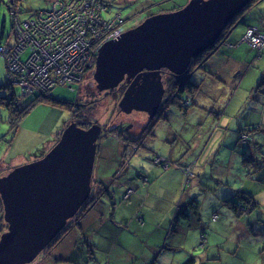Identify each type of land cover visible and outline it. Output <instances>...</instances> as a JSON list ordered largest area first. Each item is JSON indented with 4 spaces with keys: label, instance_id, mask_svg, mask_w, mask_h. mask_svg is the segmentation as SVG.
<instances>
[{
    "label": "rangeland",
    "instance_id": "rangeland-1",
    "mask_svg": "<svg viewBox=\"0 0 264 264\" xmlns=\"http://www.w3.org/2000/svg\"><path fill=\"white\" fill-rule=\"evenodd\" d=\"M111 1L113 6L112 10L116 12L115 14L117 15V12H121L122 16L125 18V22L123 24L124 28H126L127 25L134 26L145 18L142 16L141 12H136L140 10V2H143L145 0L133 1L131 4H124L119 0ZM149 1L154 2L156 0ZM188 1L189 0H160V2L162 3L161 6H163L165 9L173 7H176L175 9L180 8ZM82 2V6L84 7H87L89 5L86 0ZM90 2L94 3L95 6H99L100 4L99 0H90ZM262 3H264V0H250L248 2L249 8L240 11V20H242L243 17H247L248 14L250 16L253 10ZM16 4L20 8H22V12H17L18 17L20 19H27L32 16L34 11L48 7L49 0H0V42H11L13 40V21L11 19V14L8 8L9 6L13 7ZM136 5H138V8ZM135 13L136 15L138 14L137 17L139 18L134 19L133 14ZM106 25L108 24L106 23ZM235 25L236 24H233L226 29L224 27V29L220 33V37L209 48V60H206L200 66L197 62H193L191 68H188V70L186 71L187 75L184 76V80H189L193 83V86H191L188 90V98L192 103L185 111V114H183L184 111H182L181 109L186 106V100H181L178 97L175 84L172 85V90H168L169 88L167 89L164 87L165 94L161 98L160 102L161 104L164 101V111L159 115L156 123L149 130L145 127L143 129L146 121L150 118L147 116L145 111L140 112L137 110H132L130 113H125L121 110L118 111V101L122 95V91H120V95L117 90L111 93V95H105L104 93H97V91H95L96 88L93 89L96 85L93 76H91L92 71L94 70L93 60H91L87 64V67L89 69L82 72L83 75L79 74L80 79L77 78V81H79V91L76 92L77 87L75 86L69 88L62 85H55L48 92L52 97L65 99L74 103L75 105H71L70 108H61L58 105H53L44 101H37L34 103V105L32 104L33 106L31 105V107L29 108L30 111L26 115H24L18 130H15L16 132L13 133L11 130L9 117L10 112L8 109L0 106V170L5 169V167L6 169H8L9 166L11 167L27 162L28 159H36L43 156L59 138L61 133L60 130L72 118H78L77 120H79L80 122H84L86 121V119L94 117V119L101 124L103 129L106 128V130H104V132H106V135L102 132L97 141L98 149L96 154V161L90 180L91 189L87 200L90 197L94 198L99 196V192L102 190V188L104 190V187L101 184L97 183L96 180V174L100 172V168L104 166V163H108V161H117L116 156H112V154L107 152V148H102L110 143L114 146L113 153L119 155L120 151H122V157L120 161L116 166V162L113 165L115 166V169L109 170V172L114 171V179L125 174L129 164V168L137 166V168L148 170L150 164H155L156 167H161L160 164L159 166H157L158 164L154 162H163L164 168L166 162H169L170 170L167 171L166 176H164V178L161 176L155 177V183L162 189L161 198H164V196L168 195L172 199H174V193L177 192L176 200L182 194L186 195V199L194 197L197 202L203 201L205 199L206 205L202 207L204 210L202 211L201 216L207 219V215L209 214H207L205 208H207L206 206H208V204L214 203L213 190L216 186L212 175L216 174L218 171V165L217 162L214 161V156L216 155L217 158H220L221 156L224 158V160H226L229 141H225V138L227 137L226 132L228 131L225 128L234 125V120L233 118L229 117V114H221L220 112L225 111L226 103H229L228 98L231 97L232 94L231 91L239 90L237 91L238 94L243 92V90L248 87L253 78L258 75L257 73L260 72V78H262V72L264 71V59H257L258 57L256 58V66H254L251 71L246 73H244L246 65L240 64L236 68L231 64V58L229 56L233 49L231 46H229V34L232 32ZM97 28L101 29V27L99 26H97ZM250 30L253 31L254 36H259L258 40L253 42L251 40V37L249 36L250 33H248V30L244 31L241 37H238V40L243 39L244 42L249 41L252 44L250 45V43L247 42L250 48L254 47L260 49L264 47V31H262V34H257V28ZM27 52L28 50L22 54V58L26 57ZM76 52L78 56L81 53V50L78 49ZM242 60L243 59H241V61ZM26 65L29 64L24 63L22 68L25 69ZM209 69H212V71H210ZM167 70L168 69H164L166 73ZM220 70H222L224 75L220 74ZM208 71L214 72L216 73V75L208 73ZM7 75L14 76L13 78L15 79L19 76V69H13L8 63L5 71V62L3 57L0 55V81H5ZM236 76L239 77L234 80ZM81 79L82 82L80 83ZM57 81L60 82V79H58ZM121 84L122 82L119 85L121 86ZM125 85L126 82L122 85V87ZM17 87L18 86H14L13 88L14 92L16 91V93ZM217 89L223 90V92H216L214 96L215 101L214 103H212L209 97L212 96ZM1 92H6V90L3 89ZM170 94L174 96L173 101L169 100L170 98L168 96ZM225 94V102L223 103L222 99ZM28 99L29 97H25L23 100H19V105L22 106L26 104ZM166 99L168 100V102H165ZM218 100H220L219 102L222 101L223 103L220 107L215 104V102H217ZM79 103L84 104V106L77 108V106H79ZM202 106L204 107L202 108ZM259 113L261 115V122H264V113ZM109 116L112 119V121L110 122H108ZM138 119L139 123H136L138 122ZM256 119L257 115L254 118H251V120L254 122H256ZM166 120H170L171 125L176 129V133L171 130V126H169L168 124L166 125ZM120 121L123 124L128 125L131 123V127H129L130 129H126V131H128V133L131 135V139H126L122 134H116L115 130L118 131V129L116 128ZM156 127L157 129L154 132L153 129H155ZM56 129L57 132L60 131L59 133H57L58 136L54 135V138L51 137L49 140H46L48 136L46 135V132H54ZM134 136L139 137L134 138ZM174 139L176 141V146L179 147V151L175 150L174 156H167V153L169 154L170 152L169 149L174 150V146H172ZM147 148H149L150 151L147 150ZM181 152L185 153L181 154ZM155 154L160 156H156ZM135 156L139 159H132ZM187 156L188 160H186L185 163L189 164L191 166V170H193L194 172L198 171L203 184L205 182V185L207 187H211L212 189H208L207 191L202 190L197 184V174H193L192 177L191 171L187 172L184 180L183 173L181 172L180 174L179 169L184 167L182 161ZM130 159H132V161L128 163ZM173 173L178 174L179 179H181V184L184 183V181L186 183L188 182V180H190L186 184L185 190H182L181 186L180 188H178V190L176 189L177 176L173 175ZM170 176L174 177H172V179H170L169 181L168 178ZM114 179L111 180V177H109L108 181H110V183H113ZM133 190L134 189L132 188V191ZM223 191L224 188L222 189L220 194H224ZM118 192L119 194L120 192L121 194H123L119 189ZM138 192L143 194L144 190L141 188ZM104 194L105 193H103V195ZM160 207V211L162 212L161 215L164 216V204H160ZM120 211L124 212L127 217L133 218V209L131 208L127 200H121L119 202L118 210H116V212H118V215ZM98 213L99 211L92 208L89 211V214H86V218L83 220V222H95ZM170 219L173 220L172 215ZM150 221L151 222L148 223L149 220L147 219L148 224L144 223L142 225L146 228L147 232L148 228H153L154 225H156V223L158 222L157 220L153 221L152 219H150ZM173 222V230L169 231V234L171 236L172 234L182 235V233L184 232H188L189 234L185 241L179 243L178 246H176L175 244V246L177 247L176 250H170L172 256L175 257H173V259L175 261L177 260V264L185 261L188 255L187 251H191L196 254L194 256V264H198L199 260L203 258V255L205 256V261L207 256H209V253L205 254L202 247L197 246V242H195V233L197 235V229H195L192 225H187L186 223H183L182 225L180 224L179 220H173ZM212 222H214V220ZM139 226H141V224ZM169 226L170 221L168 223V228ZM201 228H199V234ZM212 229L214 233H218L222 236L226 235V233L230 230L229 227L223 225L221 227V225L216 224L212 225ZM5 230L6 226L4 227V231ZM156 235L157 233L153 231V233L149 235V237H156ZM143 236L144 233L141 234V236L135 237L138 240H142ZM228 236L230 237L229 234ZM193 243L194 248L191 246V244ZM246 244V249L248 250V252L251 251L250 247L258 245V243L255 242L252 238H250ZM64 246V248H66L68 246V243L65 242ZM262 248L264 251V245ZM116 250L117 249L113 247L112 251L116 252ZM215 254L219 253L215 251ZM215 254L211 253L210 256H213ZM164 259V255H161L158 258L156 264L164 262ZM256 260L258 259L253 256L247 255V258L240 260L239 262H241L240 264H256ZM47 261L48 256L45 251L44 254H42L41 252L33 261L26 264H44ZM164 264H167V262Z\"/></svg>",
    "mask_w": 264,
    "mask_h": 264
},
{
    "label": "trees",
    "instance_id": "trees-1",
    "mask_svg": "<svg viewBox=\"0 0 264 264\" xmlns=\"http://www.w3.org/2000/svg\"><path fill=\"white\" fill-rule=\"evenodd\" d=\"M71 2L73 5L76 0H49L48 7L34 11L32 16L27 18V20L30 23L34 21L36 25H40L43 23L41 19L46 17L52 8L62 7L66 10ZM99 2V6L92 4L94 9L92 13L97 15L103 21H106L107 24L111 23L112 18L115 16L123 17L121 12H117L116 15V12L112 10L113 6L111 0H99ZM174 8L176 7L170 9ZM247 8H249L248 3L246 5V9ZM8 9L10 12L13 10L16 12H22V8L17 4L13 7L9 6ZM257 14V9L255 8L250 16L248 14L246 18L243 17L239 22H236V19L239 18L241 12L229 20L225 29L236 24L233 27L232 32L229 34L230 43H237V40L232 38L235 31L241 30V33L239 34L241 37L243 32L250 28L257 27L260 29L261 23L257 19ZM67 20L71 21L70 23L73 25L74 23L76 24V18L71 17ZM124 22L125 20L120 23V26H116L115 24L114 26L123 29ZM80 25H82V23H80ZM34 26L35 25L33 24L30 25L32 30L34 29ZM129 26L132 25H127L126 28ZM259 32L262 33V30H259ZM34 35L36 38L40 39L39 32ZM34 35L32 36L34 37ZM0 44H2V42H0ZM52 46H57V43L54 42ZM246 46L250 55L251 51L252 55L256 56L262 53L263 47L259 49L254 47L250 48L249 45ZM91 54L94 56L93 52ZM206 60H209V58ZM250 60L251 59L249 58V61ZM253 67L254 66H252V68ZM251 69L249 71H251ZM209 70L212 71V69ZM208 73L216 75L214 72L208 71ZM257 74L258 75L253 78L245 91L243 90L246 92L245 98L239 97L240 93L238 94L233 90V95L229 97V102L232 99H234V101L226 104L228 107H226L224 114L227 113L229 114V117L233 118L234 125L225 128L228 130L226 132L227 137L225 138V141H229L226 160L221 156L220 158H217L216 155L214 156V161L217 162L218 170H220L221 174L216 173L212 175L216 186L213 190L214 203L208 204V206H206L207 208H205L207 214H209L207 215V219L201 216V213L204 210L202 207L206 205L205 199L196 202L191 200L192 197L190 199H186V197L178 198L176 203L164 213V217H162V215L160 216L159 213L161 214V212H158V210L160 211L161 209L156 208L155 205H153L154 209H151L152 204L146 205L144 202L149 191V186L151 187L152 181L157 174L149 170L137 168V166L129 168L130 164H127L128 169L125 174L114 179V171L109 172V170L115 169V166L113 165L115 162L118 164L122 155H120L121 152L119 155L113 153L114 146L109 143L106 146L107 152L112 154V156H116L117 161H108V163H104V166L100 168V172L96 174L97 183L101 184L104 187V190L102 188L99 192V196L94 198L90 197L88 202L84 203L79 208L74 217L69 218L64 228H62L47 245L43 254L46 251L48 259L51 262L44 264H121V262L116 259L117 257L114 256L115 252L112 251L113 247L117 248L113 244V242H115L113 239L119 244L120 234L122 237L123 235L130 233L135 236H141L142 225L144 223H150V219L153 221L157 220L163 227H161L163 231L158 227L160 231L163 232V238L158 245L160 246L159 251L163 252V255L167 257V264H177V260L175 261L173 259L174 256H172L170 250H176V246L185 241L189 236L188 232H184L182 235L172 234L171 236L169 231L173 230V220H179L180 224L183 225V223H186L197 229V235L195 233V242H197V246L202 247L205 254L209 253L206 260L204 261L205 256L203 255V258L199 260L198 264H240L241 262L239 261L247 258V255L257 258L258 260H256V264H264V251L262 248L264 245V122H261V115L259 113H264V72L262 73V78H260V72ZM49 75L50 78L54 79L56 85H62L69 88H72L73 86L78 87L77 83H73L72 85H69L68 82L59 84L57 81L58 79L55 78V76L58 77L56 73H50ZM8 77L9 76L7 75L5 81H0V106L8 109L10 112L9 117L13 133L18 130L24 115L30 111L29 108L31 105H34L37 101H44L46 103L58 105L61 108H70L71 105H75L71 101L52 97L48 92L55 86V84H51L46 92L43 94L36 93L29 96L26 104L20 106L18 103L20 99L16 91L14 92L13 90L15 85H13L12 82L10 84L7 82ZM238 77L239 76H236L234 80ZM191 86H193V83L189 80H186L182 85L178 82L175 83L178 97L181 100H186V106H184L183 109L179 107L184 111L183 114H185V111L192 103L188 98V90ZM123 88L124 86H121V90ZM3 89H5L6 92H1ZM18 89L19 88L17 87V91ZM168 90H172V87H169ZM218 90L220 91V89L215 90V94ZM77 91H79L78 88H76V92ZM215 94L209 97L212 103L215 101ZM249 95L251 96L249 97ZM219 101L220 100L215 102V104L221 106L225 102V99H222L223 103L222 101ZM203 107L204 106H202V108ZM256 115L257 119L256 122H254L251 118H254ZM77 119L75 121L80 126L86 127L90 124V121L80 122L79 120L77 121ZM166 121L167 124L172 127L171 130L176 133V129L171 125L170 120ZM156 129L157 128L153 129L154 132ZM60 131L57 132V129L54 132L52 131L51 137L54 138L53 136L57 135ZM172 146H174L175 150L179 151L175 139L173 140ZM147 150H149V148H147ZM183 153L185 152H181V154ZM132 159L135 160L139 158L135 156ZM132 159H130L128 163L131 162ZM183 165L185 168L182 167L179 170L180 173H183L184 180L187 172L191 171L192 177L193 174H197V184L202 190L207 191L208 189H212L209 186L207 187L205 182L203 184L198 171H195V173L187 163ZM157 166H159V164ZM169 166L170 163L166 162V170ZM13 167L14 166H9L8 169L5 167L6 170L1 169L0 175H2L1 173L8 172ZM160 168H162L161 170L163 171L165 170L163 164ZM142 176H145V178ZM109 177H111V180L114 179L113 183L108 181ZM189 181L190 180H188V182ZM188 182L185 183L184 181V183L181 184L182 190L185 189ZM129 186H134V191L126 194V189H128ZM141 188L144 190L143 194L138 192ZM223 188L224 194H220ZM118 189L121 190L123 194H121V192L119 194ZM103 193L105 194L103 195ZM121 200H127L129 202L133 209L132 216L134 219L132 217H127L122 211L119 212L118 217V212H116V210H118L119 202ZM92 208H97V211H99L98 216L101 220L99 221L101 224L99 229L95 227L96 225L84 227L83 220ZM149 208L151 210H149ZM171 215L173 216V220L170 219ZM117 217L118 220H115ZM147 219L149 220L148 223ZM213 220L214 222H212ZM169 221L170 226L168 228ZM140 224L141 226H139ZM214 224L221 225V227L222 225L229 227L230 230L226 235H219L218 233L213 232L212 225ZM5 226L6 223L2 218V206L0 201V233L4 231ZM199 228H201L200 234ZM250 238L257 242L259 246L254 245L250 247L251 251L248 252L246 249V243ZM65 242L68 243L66 248H64ZM194 243L191 244L193 248ZM108 244L110 245V248L106 249L105 247H107ZM56 249L57 255H54ZM214 250L219 254H215ZM102 253H106L107 256L102 258ZM211 253H214L215 255L210 256ZM187 254L185 261L179 264H194V256L196 254L191 251H187ZM101 258L102 260H100ZM164 263L166 262L160 264Z\"/></svg>",
    "mask_w": 264,
    "mask_h": 264
},
{
    "label": "water",
    "instance_id": "water-1",
    "mask_svg": "<svg viewBox=\"0 0 264 264\" xmlns=\"http://www.w3.org/2000/svg\"><path fill=\"white\" fill-rule=\"evenodd\" d=\"M250 0H189L180 8L145 17L117 38L103 42L94 60L98 91L126 86L120 110L151 116L165 88L160 69L180 75L192 57L217 40L229 20ZM101 127L68 123L40 158L0 176L6 230L0 234V264H26L64 228L90 193Z\"/></svg>",
    "mask_w": 264,
    "mask_h": 264
},
{
    "label": "bare ground",
    "instance_id": "bare-ground-1",
    "mask_svg": "<svg viewBox=\"0 0 264 264\" xmlns=\"http://www.w3.org/2000/svg\"><path fill=\"white\" fill-rule=\"evenodd\" d=\"M142 3H144L142 6H140V10L137 11V13H143L145 14L146 16L144 17H147L151 14H154V13H158V12H164V7L161 6L160 4H156V5H153L151 4L150 2H145L143 1ZM53 9V8H52ZM51 9V10H52ZM246 9V5L243 7L242 10ZM50 10V11H51ZM49 11V12H50ZM11 12H15V13H11ZM11 19L13 21V40L11 42H2V44H0V55L3 57L4 59V62H5V71H6V68H7V65L8 63L10 64V66L13 68V69H19V76L17 78H13L14 76H9L7 78V82L10 84L12 82L13 85L15 86H18V91H17V95L19 97L20 100H23L25 97H29L31 95H34L36 93L38 94H43L44 92H46L49 88V86L52 84H55L56 83L54 82V79L52 78H47L46 79V83L41 85L39 83V79H33L32 76L30 75V70L40 64L41 62H43V58H42V48L40 47V42L45 38V37H48L50 36L51 38V33H50V29L47 28L43 22V18L41 19L42 20V24L40 25H36L34 23V21H32L31 23L27 20V19H20L17 15V12L15 10L11 11ZM240 12H238L237 14H239ZM132 14V13H131ZM236 14V15H237ZM130 15V14H129ZM135 15V14H133ZM234 15L233 18L236 16ZM125 18L124 17H120V16H115L112 18V22L109 23L108 25H106V21H103L101 18H99L97 15H96V18L94 20V22L91 23V25H94V30L92 31H88L85 36L83 37V43H89L91 44L90 48L87 49L88 51V61L86 62L82 72L88 70L89 68L87 67V64L93 60V69H94V60H95V57H96V54H97V49L98 47L105 41L109 40V39H112V38H117L118 35L121 34L122 31L130 28V27H127V28H123V29H119L117 28L115 25L117 26H120V23L122 21H124ZM240 21V17L238 19H236V22H239ZM141 22V21H140ZM35 25L34 26V29L32 30L30 25ZM84 24L82 23L81 26H83ZM137 25V24H136ZM97 26L101 27V29H98ZM135 26V25H134ZM115 27V28H114ZM133 27V26H131ZM114 28V29H113ZM257 28V27H256ZM258 29V28H257ZM107 30V31H105ZM260 29H258V33L262 34L261 32H259ZM261 31V30H260ZM37 32H39V37L40 39L36 38L34 34H36ZM34 35V37L32 36ZM220 37V35L218 36V38ZM217 38V39H218ZM54 42V39L51 38L50 40V44H52ZM248 42V41H247ZM249 43V42H248ZM39 45V47H38ZM230 45H232L230 43ZM251 45V44H250ZM83 47V45L80 47L79 46V49H81ZM4 48V50L2 49ZM209 48L210 46L204 48L201 52H199L197 55H195L194 57L191 58L190 62H189V65H188V68L190 69L191 68V65L193 62H197L199 65H202L207 58H209L210 56L209 53ZM27 54H26V57L25 58H22V54L25 53V51H27ZM94 53V56L91 54V53ZM35 55H37V57H35ZM39 56V59L37 60ZM29 64V65H26L25 66V69L22 68L23 64ZM166 68H161L160 69V74H161V71L164 70ZM169 71V70H167ZM82 72L80 74H82ZM173 75L171 76H168L167 79H166V86L169 88V87H172V85H174L176 82L180 83V85L184 84L185 80L184 78H178L179 75L175 74V73H172ZM83 75V74H82ZM177 77H176V76ZM91 76H93V71H92V74ZM80 79V75H79V78ZM161 80H162V83H163V86H164V80L161 76ZM49 82H51V84H49ZM79 81H77V79L73 78V80L71 81H68V84L69 85H72L73 83H77V88H79ZM82 82V79L80 80V83ZM122 84L121 86L125 83V78L121 81ZM120 82V83H121ZM59 84H64L66 82H58ZM119 83V84H120ZM117 85L113 88H109V89H105L103 90L104 91V94L105 95H111L110 93H107L108 91H111L113 89L116 88V90L119 92V95H120V91L123 92L124 88L121 90V86L120 85ZM120 86V87H119ZM165 87V86H164ZM96 88V86H95ZM97 89V88H96ZM98 90V89H97ZM115 90V91H116ZM169 93V92H168ZM163 96H164V93H163ZM162 96V97H163ZM170 99V101H173V98L174 96L173 95H169L168 96ZM167 97V99H168ZM120 99V98H119ZM165 100V102H168V100ZM118 101V100H117ZM116 101V102H117ZM169 101V102H170ZM114 102V103H116ZM89 103V102H88ZM87 103V104H88ZM91 103V102H90ZM166 106V105H165ZM78 108V107H77ZM118 111H120V108L118 107ZM122 111V110H121ZM137 111H140V110H137ZM164 111V101L157 107L156 111L150 116L148 114V112L145 111V113L147 114L148 117H150L146 123H145V128L146 129H151L152 126L156 123V120L158 119L159 115ZM136 112V111H134ZM142 112V111H140ZM130 113V112H129ZM94 118V117H93ZM92 117L86 119V122L87 121H90V124L91 125L93 122H97L95 119H93ZM73 119L75 118H72L68 123L70 122H75L77 124L76 121H74ZM78 121V120H77ZM67 123V124H68ZM98 123V122H97ZM66 124V125H67ZM101 127V132L102 130H106L102 128L101 124L98 123ZM65 125V126H66ZM78 125V124H77ZM88 125V126H89ZM64 126V127H65ZM80 126V125H78ZM88 126L86 127H83V128H87ZM157 128V127H156ZM63 130V129H62ZM61 130V131H62ZM100 132V134H101ZM116 134L117 135H124L126 139H131L130 137V134L127 133V132H124L122 130L120 131H117L115 130ZM61 134V133H60ZM100 137V135H99ZM98 137V139H99ZM139 136H134V138H137ZM97 139V141H98ZM56 142V141H55ZM103 148V147H102ZM104 148H106V146H104ZM103 148V149H104ZM97 149H98V145H97ZM122 155V151H120ZM96 154H97V151H96ZM96 154H95V159H94V165H95V161H96ZM156 156H160V155H157L155 154ZM155 156V157H156ZM38 159V158H36ZM36 159H28L27 162H30V161H33V160H36ZM120 161V160H119ZM25 163V162H24ZM156 164H164L163 162H155ZM23 164V163H21ZM20 165V164H18ZM117 165V164H116ZM115 165V166H116ZM16 166V165H15ZM164 166V165H163ZM93 170H94V166H93ZM93 173V172H92ZM5 174V173H4ZM3 175V174H2ZM1 176V175H0ZM92 177V176H91ZM143 178H145V176H142ZM90 186H91V181H90ZM132 188L134 189V186H129V188L127 189L126 191V194H128L129 192L132 191ZM134 191V190H133ZM89 200V199H88ZM88 200L85 201L88 202ZM1 201V199H0ZM1 206H2V202H1ZM76 214V213H75ZM75 216V215H74ZM72 216V217H74ZM71 217V218H72ZM2 218H3V209H2ZM4 220V219H3ZM69 220V219H68ZM67 220V222H68ZM5 221V220H4ZM66 222V224H67ZM6 223V222H5ZM6 227H7V223H6ZM1 234V233H0ZM44 250H46V248H44L41 252L43 254ZM40 252V253H41ZM39 253V254H40ZM38 254V255H39ZM37 255V256H38ZM36 256V257H37ZM35 257V258H36ZM34 258V259H35ZM33 261V260H32Z\"/></svg>",
    "mask_w": 264,
    "mask_h": 264
},
{
    "label": "crops",
    "instance_id": "crops-1",
    "mask_svg": "<svg viewBox=\"0 0 264 264\" xmlns=\"http://www.w3.org/2000/svg\"><path fill=\"white\" fill-rule=\"evenodd\" d=\"M119 1H121V3H124V4H131L133 1H137V0H119ZM145 2H148L149 3L150 1L149 0H145ZM140 3H141L140 6H142L144 4L142 2H140ZM150 3L153 4V5H156V4H160L161 5L162 4L160 2V0H156V1L150 2ZM136 6L138 8V5H136ZM174 9H170V8L165 9L164 8V10H166V11H170V10H174ZM256 9H257V13H258L257 14V19L261 23L260 30L264 31V3H262L258 7H256ZM141 14H142V16H146L143 13H141ZM137 16L138 15H136L135 18H139ZM240 33H241V30L234 32V36L232 38L233 39H236L237 40L236 41L237 43H233V44L231 43L232 45H230V43H229V46H231L232 49H233L231 51L229 57L231 58V64L234 65L236 68L240 64L241 65H246V68H245V71H244V73H246V71H249L252 68V66H256V58L257 57H258L257 59H264V47L262 48V53L260 55H257V56L256 55H252V51H251V55H250L249 54V50L247 49V46H246V45H248L247 42L246 41L244 42L243 39H239V41H238V37L240 36L239 35ZM243 48H244V50H243ZM249 58L251 59L250 61H249ZM241 59H243V60L241 61ZM263 70H264V68H263ZM220 74L221 75H224V73L222 72V70H220ZM235 91L237 92V90H235ZM244 91L239 94L240 95L239 97L245 98L246 92H244ZM217 92L222 93L223 90H220V91L218 90ZM231 92H232V94H231V96H232L233 95V91H231ZM213 94H215V92ZM250 96L251 95H249V97ZM225 97H226V94L223 96V98L225 99ZM229 99L230 98H228V101H229ZM233 101H234V99H232L229 103H231ZM250 101H252V100H250ZM226 107H228V105H226ZM220 113L221 114H224V111H222ZM166 125H167V122H166ZM51 132L52 131H50V132L47 131L46 132V135H48L47 138H46V140L47 139L48 140L50 139ZM31 148H29V149H31ZM169 150H170V152H169V154L167 153V156H174L175 155V149L174 150L169 149ZM187 159H188V156L182 161V164H184ZM161 169L162 168H160V167H156L155 164H150L149 167H148V170L149 171L157 174L156 177L161 176V177L164 178V176H166V173H167V171L170 170V168H168L165 171H163ZM179 172H180V170H179ZM217 173L218 174H221L220 173V170H218ZM173 175L177 176V187H176V189L178 190V188H180V186H181V179H179V176H178L177 173H173ZM172 177H174V176H170L168 178V180L170 181V179H172ZM164 188H165V186H164ZM161 193H162V189H161V187L159 185H157L155 183V178H154V180L152 181L151 187L149 186V191H148L147 197L144 200V202H145L146 205L152 204L151 209H154L153 208V205H155L156 208L161 209L160 204H164V213H165L170 207H172L176 203L177 192L174 193L175 194V198L174 199H172L168 195L164 196V198H161L162 197V194ZM180 197H184L185 198L186 195H183L182 194ZM191 200L196 201L194 199V197H192ZM151 209L149 208V210H151ZM95 210H97V208ZM158 212H161V211L158 210ZM161 214H162V212H161ZM161 214L159 213V215H161ZM118 217H119V215H118ZM118 217L115 218V220H118ZM162 217H164V216H162ZM99 221H101V220H100L99 216H97L95 222H84V227L96 225L95 227L97 229H99L100 228V225H101ZM158 227L160 229L163 228L158 222L156 223V225H154L153 228H148V232L146 231V228L144 226L141 227L142 228L141 233L142 234L144 233V236H143L142 240H138L132 234L123 235V237L120 234V243L119 244L117 243V241L115 239H113V241H115V242H113V244H114V246L117 247L116 248L117 250L114 253V256L117 257L116 259H118L121 262V264H155L157 262L159 256L163 255V252H160L159 251L160 250V246L158 245L161 242L162 238H163V232H161ZM153 231L157 233L156 237H152V236L149 237V235H151L153 233ZM162 231H163V229H162ZM157 246H159V247H157ZM105 248L106 249H109L110 248V245L108 244L107 247H105ZM58 252H59V250H58ZM54 255H57V249L55 250V254ZM106 256H107L106 253H102V258L103 257H106ZM102 258L100 260H102ZM164 258H165L164 259V262H167V257L165 255H164ZM50 262L51 261L48 259V261L46 263H50Z\"/></svg>",
    "mask_w": 264,
    "mask_h": 264
},
{
    "label": "built area",
    "instance_id": "built-area-1",
    "mask_svg": "<svg viewBox=\"0 0 264 264\" xmlns=\"http://www.w3.org/2000/svg\"><path fill=\"white\" fill-rule=\"evenodd\" d=\"M82 1L76 0L73 5L71 2L66 10L62 7L53 8L43 18V22L51 30V38L54 39L57 46H52L54 42L50 44V36L45 37L39 44L42 48L43 53L41 55L44 61L34 66L30 70V75L34 80L39 79L41 85L46 83V79L50 77V73H56L58 77L55 76V78L60 79V82H68L72 81L73 78H79V74L88 61L87 49L90 48L91 44L83 43V37L88 31L94 30V25H91V23L94 22L96 15L92 13L94 10L92 4L94 3L86 0L89 5L84 7L82 6ZM71 17L76 18V24L74 23L73 25L70 23L71 21L67 20ZM80 23L84 25L81 26ZM250 29H248V33H250L249 36L254 42L258 40L259 36H254L253 31ZM257 34L260 33L257 32ZM82 45L83 47L80 49L81 53L77 56L76 51ZM2 49L4 50V48Z\"/></svg>",
    "mask_w": 264,
    "mask_h": 264
},
{
    "label": "flooded vegetation",
    "instance_id": "flooded-vegetation-1",
    "mask_svg": "<svg viewBox=\"0 0 264 264\" xmlns=\"http://www.w3.org/2000/svg\"><path fill=\"white\" fill-rule=\"evenodd\" d=\"M200 66V65H199ZM167 75L168 76H172L173 74L171 73V72H168L167 71V73H166V71H164V70H162L161 71V76H162V78H163V80H164V85H166V79H167ZM185 75H187V73L186 72H184V73H182V74H180L179 76H178V78H184V76ZM176 76V75H175ZM177 77V76H176ZM90 86V85H89ZM165 88H167L166 86H165ZM93 89H95V87L93 88ZM116 90V88L115 89H113V90H111V91H108L107 93H113L114 91ZM95 91H97V93H100V94H103L104 93V91H98L97 89H95ZM170 93V92H169ZM164 94H165V92H164ZM166 98V97H165ZM79 106H77V107H83L84 106V104H78ZM87 109V108H86ZM94 119V118H93ZM74 121L76 120V118L75 119H73ZM110 121H112V119L110 118V116H109V119H108V122H110ZM138 122H136V123H139V119L137 120ZM157 121V120H156ZM107 122V123H108ZM131 124V123H130ZM130 124L128 125V124H123L121 121L118 123V125H117V128L116 129H118V131H120V130H122V131H124V132H127L128 133V131H126V129H130L129 127H131L130 126ZM145 126V125H144ZM144 126H143V129H144ZM64 128V127H63ZM62 128V129H63ZM124 128H125V130H124ZM102 132H103V134H105L106 135V132H104V130H102ZM101 132V133H102ZM101 135V134H100ZM130 137H131V135H130Z\"/></svg>",
    "mask_w": 264,
    "mask_h": 264
}]
</instances>
